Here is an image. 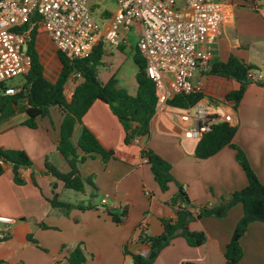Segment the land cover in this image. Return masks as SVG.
I'll return each mask as SVG.
<instances>
[{
	"label": "crops",
	"instance_id": "0c3cea01",
	"mask_svg": "<svg viewBox=\"0 0 264 264\" xmlns=\"http://www.w3.org/2000/svg\"><path fill=\"white\" fill-rule=\"evenodd\" d=\"M223 1L233 5V17L222 25L212 60L226 62L231 56H235L247 64L264 66L261 58L252 52L258 42H264V0ZM37 32L38 35L44 33ZM100 76L99 71V79ZM114 76L117 77L112 73L105 82L100 80L106 84ZM197 79L205 81L204 94L212 102L218 117H233L230 124L237 127L233 143L246 154L254 172L264 185V86L256 83L249 85L245 96L235 109L233 104L226 100V96L239 89L240 85L236 81L201 75H198ZM81 81L82 79H78V84ZM117 81L119 82V79ZM119 84L129 94H137L136 76L131 82L126 80ZM68 85L71 86L66 88V96L70 88L69 98L67 96L70 100L76 84L70 82ZM52 109L59 113L58 122L49 119V123H46L50 116L46 117L39 120V128L36 130L23 125L27 117L17 124L10 121L12 118L0 123V147L23 150L34 163L41 164L37 168L39 172L34 171V178L39 187H35L31 180L33 170L20 171L24 181L34 186L23 187L14 182L12 166L4 167L5 172L0 177V216L10 217L16 224L8 227L9 238L0 243V264H70L67 260L69 253L78 246L76 240H71L67 245L60 244L61 248H57L60 258L54 256L50 259L47 251L37 253L41 252L38 250V243L44 241L43 232L49 229L44 225L45 220L63 216L51 207L47 199H52L55 193L63 197L64 184L45 174L46 163L50 162L62 173L70 171L68 163L57 150L63 116L56 108H51L50 114ZM83 125L95 135L104 149L116 154V158L107 163H104L100 156H93L79 168L84 176L93 178L98 195L101 196L100 204L117 214L124 207H128L129 216L125 224L121 225L123 229L117 242L118 250L124 255L125 249L131 256L137 250L147 248L138 242L133 243L138 241L142 231L148 236H159L164 231L162 220L175 218L170 201L178 192V187L171 183L167 192L161 191L147 159L142 157L143 149L155 152L171 164L175 179L185 188V194L194 208L215 206L222 197L240 191L248 184L245 172L236 160L235 150L230 147L224 148L208 160H197L195 151L200 140L187 134L194 129L195 124L193 121L183 123L170 108L155 114L151 122L150 136L141 139L140 144L125 143V131L121 123L109 107L100 101L86 114ZM38 132H41V135H35ZM81 132L82 127H78L73 140L75 145ZM44 179L48 180L49 187H40L39 184ZM54 185L57 186L56 189ZM92 193L91 189L90 194ZM83 195L87 196V189ZM243 215V206L237 204L225 218L208 217L192 222L189 225L190 230L204 232L207 243L193 248L184 238H177L160 253L153 264H225L226 247ZM5 228L0 225V232ZM241 244L244 249L241 264H264L263 223L250 224ZM129 255H125L122 264H133Z\"/></svg>",
	"mask_w": 264,
	"mask_h": 264
},
{
	"label": "trees",
	"instance_id": "16d2710c",
	"mask_svg": "<svg viewBox=\"0 0 264 264\" xmlns=\"http://www.w3.org/2000/svg\"><path fill=\"white\" fill-rule=\"evenodd\" d=\"M111 17L109 13L106 14ZM38 32L35 30L31 40L27 44V54L32 61L30 71L24 75V82L15 86L19 92L16 95H6V84L0 85V123L13 118L17 113H23L27 119L23 123L29 129L39 128V120L50 116L51 108L58 109L63 121L60 130V137L57 150L70 167L68 173H62L53 167L48 161L46 163V175H51L64 184V192L74 191L86 193V189L91 188L95 195L98 189L94 185L91 176H84L80 172L79 166L84 164L88 158L100 156L104 163L116 158L114 151H107L102 147L95 135L83 125V119L92 106L100 101L106 104L112 114L118 119L125 131V143L132 144L135 138H149L151 133V122L156 114V89L152 80L147 76L146 61L141 55L138 47L133 50V61L137 67L136 80L138 91L136 95L129 94L120 86L116 77H112L108 83H103L99 79V69L104 65L103 60L107 56L106 46L100 41L94 48L92 55L84 60H70L65 55L56 50L60 63V70L55 82L50 81L45 75V67L41 60V55L37 49ZM120 44L119 51L124 52ZM252 64H247L235 56H231L228 61L222 62L213 59L206 67L203 76H215L236 81L240 87L231 91L226 100L237 109L241 100L245 96L250 83L249 71L255 70ZM78 79L82 81L78 84ZM72 82L76 84L74 93L70 100L66 96V88ZM256 84L264 86V81L259 80ZM207 98L204 93H191L189 95H178L168 102L172 107L188 109L194 107L198 102ZM78 127H82V132L77 145L74 144V135ZM237 134V127L228 122H219L211 127V131L206 133L195 151L197 160H208L226 147L235 150L236 160L245 172L247 186L228 196L222 197L215 206L194 208L185 194L184 188L179 185L172 173V166L155 152L143 149L142 157L147 159L151 167L155 181L162 192H167L171 183L178 187V192L171 199L170 205L174 208V219H163V233L159 236H148L144 231L138 237V243L147 247L156 257L150 260L138 254H131L133 264H153L160 253L167 248L173 240L184 238L188 245L197 248L207 243V236L204 232H192L189 225L192 222L203 218H225L231 208L241 204L244 208V215L238 222L230 243L225 251V264H241L244 249L241 244L242 238L247 233L249 225L254 222L264 224V185L261 183L246 154L233 142ZM5 165H11L14 172V182L18 186H24L25 181L21 170H33L31 180L35 187H39L34 178V163L23 150L5 149L0 147V177L5 172ZM56 189V185H54ZM94 192L92 197H94ZM61 195L54 194L52 199H47L53 209L59 214H68L73 208L60 200ZM81 211L99 210L93 202L80 204L77 206ZM198 210L194 212L193 210ZM104 212L117 225H123L129 216L128 207H124L119 214L109 211ZM9 238L7 235L0 238V243ZM31 240L30 237H28ZM36 243L35 241H33ZM130 253L125 249V255ZM70 264H85L87 257L83 244H79L69 253L67 258Z\"/></svg>",
	"mask_w": 264,
	"mask_h": 264
},
{
	"label": "built area",
	"instance_id": "2783aa9c",
	"mask_svg": "<svg viewBox=\"0 0 264 264\" xmlns=\"http://www.w3.org/2000/svg\"><path fill=\"white\" fill-rule=\"evenodd\" d=\"M101 1L105 0H0V85L30 71L32 61L27 44L35 30L46 33L55 49L74 61L89 58L100 41L118 47L126 42V31L133 27L138 34V50L146 61L147 76L156 89V113L170 108L183 123L193 121L195 127L187 134L198 140L213 125L233 121L229 115L218 117L208 97L188 109L168 104L181 94L205 92V81L197 79V73L212 60L222 25L233 17L231 3L115 0L119 10L102 31L92 16L95 5ZM248 77L253 83L263 80L253 71H249ZM18 92L7 86L6 95ZM140 141L135 138L133 143ZM14 224V219L0 216V225L6 227L0 238L6 237L8 227ZM135 254L151 255L148 248Z\"/></svg>",
	"mask_w": 264,
	"mask_h": 264
},
{
	"label": "rangeland",
	"instance_id": "374dc122",
	"mask_svg": "<svg viewBox=\"0 0 264 264\" xmlns=\"http://www.w3.org/2000/svg\"><path fill=\"white\" fill-rule=\"evenodd\" d=\"M118 10L119 4L115 0H105L95 5L92 12V16L96 20L100 29L103 31L109 23V18L106 14L109 13L112 16ZM126 33V42L122 43L121 45L123 46L124 52H117V49H119V47H115L110 42L104 41V45L106 46V53L108 56L104 58V65L99 69V71L101 72L100 79L103 80V82L108 80L112 73L117 76L116 79H119L120 83H123L126 80L130 82L133 81L137 74V67L132 59V55L134 48L137 46L138 34L133 27L129 31H126ZM37 43L41 55V60L45 67V75L50 81L54 82L57 79L60 70V63L57 58L56 49L51 43L46 33L38 35ZM128 49L130 51H128ZM252 52L257 54V57L261 58V60L264 62V42H258V45L256 46V48L252 49ZM254 66L256 67V69L253 70V73L256 76L261 75L263 77V80L261 81H264V66ZM205 71L206 68H203L198 71L197 75H201L203 77L202 73ZM23 82L24 76H19L9 81L7 85L12 87H20ZM251 84L255 85L254 83H250V85ZM69 89L70 88H68L67 91L68 98L70 93ZM25 117V114L17 113L10 121H12L13 124H17L20 121L24 120ZM49 119L57 123L59 120L58 111L52 109L50 118L46 120V123H49ZM26 131L32 133L27 129ZM51 131H53L52 128ZM35 135H41V132H38ZM40 166L41 164L39 162L34 163V171L36 173L39 172L37 168H39ZM57 184H59L58 181ZM39 185L40 187H49L48 180H42ZM23 187L34 186L31 185L30 182L26 183L25 181V185ZM90 193L91 188L87 187L88 197H85L83 193H77L74 191H67L62 194L63 197L61 196L62 199L60 200L65 202L66 204L72 205L73 208L69 211L68 214H64L61 217H49L45 220L44 225L47 226L49 229L43 232L44 241H42L43 243H38V250L41 252L37 251V253L42 254V251H47L49 255L48 257L50 259H52L54 256L60 258L61 256H59L60 254L58 253L59 249L61 248L60 244L63 243L64 245H67L71 240H76L78 245H84L87 257V262L85 264L123 263L125 255L118 250L117 243L119 237L121 236L123 226L115 224L112 219L108 216V214L106 212H103L106 207L100 204L101 196L98 194L95 195L94 192V197H92L93 193L92 195ZM90 201L95 203L100 211H81L78 209V205L86 204ZM45 233L47 235H45ZM54 247L56 248L54 249ZM129 257L131 256L129 255Z\"/></svg>",
	"mask_w": 264,
	"mask_h": 264
},
{
	"label": "water",
	"instance_id": "95a60500",
	"mask_svg": "<svg viewBox=\"0 0 264 264\" xmlns=\"http://www.w3.org/2000/svg\"><path fill=\"white\" fill-rule=\"evenodd\" d=\"M155 257H156V254H155V253H151L149 259H150V260H153Z\"/></svg>",
	"mask_w": 264,
	"mask_h": 264
}]
</instances>
